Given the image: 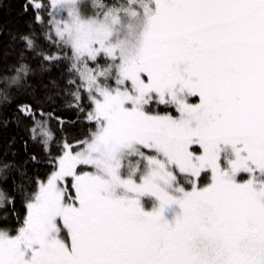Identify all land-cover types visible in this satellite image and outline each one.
Masks as SVG:
<instances>
[{
	"label": "snow or ice",
	"instance_id": "1",
	"mask_svg": "<svg viewBox=\"0 0 264 264\" xmlns=\"http://www.w3.org/2000/svg\"><path fill=\"white\" fill-rule=\"evenodd\" d=\"M23 11L36 63L0 73V114L12 108L28 139L0 171L19 175L26 215L0 228V264H264V0ZM61 107L88 122L85 139ZM40 163L45 179L29 174ZM3 205L14 214L15 197L0 191Z\"/></svg>",
	"mask_w": 264,
	"mask_h": 264
},
{
	"label": "trees",
	"instance_id": "2",
	"mask_svg": "<svg viewBox=\"0 0 264 264\" xmlns=\"http://www.w3.org/2000/svg\"><path fill=\"white\" fill-rule=\"evenodd\" d=\"M25 0H0V73L11 75L17 66V61L23 55L29 62L35 64V60L23 49L22 42L18 39L20 33H26L33 26L30 14H25L23 5ZM17 38L14 40L13 37ZM55 75V70H53ZM42 79L37 75L33 77L29 83H38ZM47 79V77H44ZM11 91V90H10ZM23 91V90H22ZM15 94V93H13ZM22 99L26 98L23 95ZM161 113L164 112L163 106L156 109ZM12 108H7L0 114V157L16 158L23 160L25 158L24 141L28 139V132L23 123L11 121ZM175 113L172 109H168ZM61 115L67 121L75 122L68 128L67 135L72 140L85 139L91 126L84 121L83 116L77 115L61 107ZM4 119L10 122L4 124ZM27 151L36 153L41 160L45 159V154L37 145L29 142ZM50 167L44 163H40L35 167H31L29 174L39 179L45 178L50 172ZM206 182V180H205ZM21 183L20 177L15 172L0 171V187L5 194L15 197V212L13 214L11 207L7 205L0 206V228H8L14 232L18 227L19 221L22 222L26 215L25 197L17 191L16 186ZM32 189H29L30 192ZM5 207L8 211H5Z\"/></svg>",
	"mask_w": 264,
	"mask_h": 264
},
{
	"label": "rangeland",
	"instance_id": "3",
	"mask_svg": "<svg viewBox=\"0 0 264 264\" xmlns=\"http://www.w3.org/2000/svg\"><path fill=\"white\" fill-rule=\"evenodd\" d=\"M87 2H88L89 4H91V3H92V0H87ZM105 2H107V0H105ZM90 14H91V12H89V15H90ZM190 102H197V101H196V98H190ZM161 114H163V112H162ZM173 114H175V113H173ZM88 170H90V169L87 168V167H85V171H88ZM45 178H46V177H45ZM45 178H43V179H45ZM238 179H240V180L242 181V180L246 179V175H245V174H241V175L238 177ZM0 191H3V190L1 189V187H0ZM145 206H146V207H150V203L147 201V199L145 200ZM15 231H16V230H15ZM15 231L12 232V233L14 234Z\"/></svg>",
	"mask_w": 264,
	"mask_h": 264
}]
</instances>
